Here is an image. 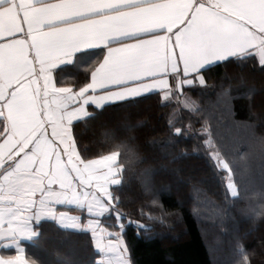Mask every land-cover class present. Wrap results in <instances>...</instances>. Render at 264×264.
Segmentation results:
<instances>
[{"label":"snow or ice","instance_id":"obj_1","mask_svg":"<svg viewBox=\"0 0 264 264\" xmlns=\"http://www.w3.org/2000/svg\"><path fill=\"white\" fill-rule=\"evenodd\" d=\"M77 54L93 58L83 64ZM249 60L264 71V0H0V264H41L25 243H39L44 222L90 232L102 257L109 254L96 264H132L126 227L137 235L151 231L122 211L125 163L139 157L121 141L89 158L74 122L86 126L94 118L88 105L103 109L149 95L195 113L182 99L186 89L205 86L214 67ZM219 96L230 111L229 90ZM168 125L170 141L184 135L171 118ZM198 131L212 149L210 161L227 172L226 198L246 199L254 184L250 167L234 179L208 119ZM150 177L145 170L142 186L155 205ZM254 211L249 206L244 214ZM105 216L116 230L100 227ZM98 233L110 238L106 245ZM237 254L235 264H252L254 250L238 243Z\"/></svg>","mask_w":264,"mask_h":264},{"label":"trees","instance_id":"obj_2","mask_svg":"<svg viewBox=\"0 0 264 264\" xmlns=\"http://www.w3.org/2000/svg\"><path fill=\"white\" fill-rule=\"evenodd\" d=\"M205 79V86L186 89L182 98L195 104V113L175 101L164 107L159 96L149 95L134 103L88 107L94 118L86 126L74 123L78 146L89 158L109 154L121 141L139 157L134 164L125 163L122 211L151 231L137 235L134 226L126 227L132 264H235L238 243L254 250L252 264H264V71L249 60L214 67ZM223 89L233 97L230 111L219 96ZM169 118L184 132L171 141ZM205 119L215 145L237 173L234 179L245 164L250 167L254 184L246 199L226 198L227 173L210 161L212 149L198 131ZM124 160L121 156L117 162ZM145 170L151 173L155 205L144 195ZM249 206L255 211L246 216ZM141 208L159 219L141 216ZM104 222L116 230L112 219L106 216ZM41 231L39 243L25 245L29 257L41 264H96L98 254L88 234L61 230L52 222H44Z\"/></svg>","mask_w":264,"mask_h":264},{"label":"crops","instance_id":"obj_3","mask_svg":"<svg viewBox=\"0 0 264 264\" xmlns=\"http://www.w3.org/2000/svg\"><path fill=\"white\" fill-rule=\"evenodd\" d=\"M92 51H94V52H99L100 50L99 49H97V50H92ZM78 56H81V63H83V64H86L89 60H91V57L92 56H89V55H84V54H77ZM65 78V77H64ZM67 79V78H66ZM106 106V105H105ZM88 107H91V108H95L94 106H92V105H88ZM75 123V122H74ZM97 159H99V158H97ZM106 217V216H105ZM105 217H102V218H100L101 219V225H100V227L101 228H105V222H104V219H105ZM52 223H54L58 228H60L55 222H52ZM61 229V228H60ZM61 230H64V229H61ZM65 231H73V230H65ZM110 231V230H109ZM73 232H76V231H73ZM86 234H88L89 236H90V238H91V240H92V244H93V248H94V250L97 252V254H98V257H97V260H96V262L97 261H100L101 259H103V260H107V259H109V254H104L103 255V257H102V255H101V253H99L97 250H96V247H95V241L92 239V235H91V233L89 232V233H86ZM100 241H101V243L102 244H107V242H108V240L110 239L108 236H107V234L105 233V234H100V233H98V237H97ZM26 244H29V243H25V245ZM131 261V260H130Z\"/></svg>","mask_w":264,"mask_h":264},{"label":"rangeland","instance_id":"obj_4","mask_svg":"<svg viewBox=\"0 0 264 264\" xmlns=\"http://www.w3.org/2000/svg\"><path fill=\"white\" fill-rule=\"evenodd\" d=\"M187 100V102L189 103V104H192V105H194L195 106V104L194 103H192L190 100H188V99H186ZM159 170H161V168L159 169ZM226 172V171H225ZM227 173V172H226ZM226 181H227V175H226ZM179 183H180V181H178ZM215 260H218V259H215Z\"/></svg>","mask_w":264,"mask_h":264}]
</instances>
